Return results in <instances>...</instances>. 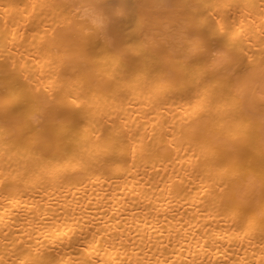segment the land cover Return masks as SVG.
Segmentation results:
<instances>
[{
	"label": "bare ground",
	"instance_id": "6f19581e",
	"mask_svg": "<svg viewBox=\"0 0 264 264\" xmlns=\"http://www.w3.org/2000/svg\"><path fill=\"white\" fill-rule=\"evenodd\" d=\"M0 264H264V0H0Z\"/></svg>",
	"mask_w": 264,
	"mask_h": 264
}]
</instances>
